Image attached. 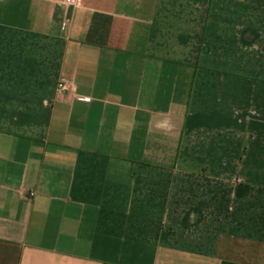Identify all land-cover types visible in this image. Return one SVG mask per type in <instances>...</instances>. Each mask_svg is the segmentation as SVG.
<instances>
[{"label":"crops","instance_id":"crops-1","mask_svg":"<svg viewBox=\"0 0 264 264\" xmlns=\"http://www.w3.org/2000/svg\"><path fill=\"white\" fill-rule=\"evenodd\" d=\"M0 264H264V0H0Z\"/></svg>","mask_w":264,"mask_h":264},{"label":"built area","instance_id":"built-area-1","mask_svg":"<svg viewBox=\"0 0 264 264\" xmlns=\"http://www.w3.org/2000/svg\"><path fill=\"white\" fill-rule=\"evenodd\" d=\"M81 2H82V0H64V3L66 5H70V6H79L81 4ZM57 87L60 90H66L67 89V86L65 84H63V83H58ZM82 100L85 101V102L89 101L88 98H84ZM33 194H34L33 192H30L29 196L32 197Z\"/></svg>","mask_w":264,"mask_h":264}]
</instances>
